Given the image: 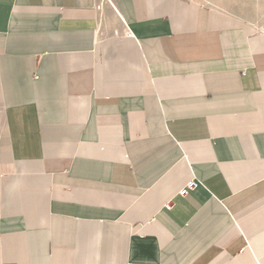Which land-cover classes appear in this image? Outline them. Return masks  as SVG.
<instances>
[{
	"label": "crops",
	"instance_id": "1",
	"mask_svg": "<svg viewBox=\"0 0 264 264\" xmlns=\"http://www.w3.org/2000/svg\"><path fill=\"white\" fill-rule=\"evenodd\" d=\"M222 1L0 0V264H264V25Z\"/></svg>",
	"mask_w": 264,
	"mask_h": 264
},
{
	"label": "rangeland",
	"instance_id": "2",
	"mask_svg": "<svg viewBox=\"0 0 264 264\" xmlns=\"http://www.w3.org/2000/svg\"><path fill=\"white\" fill-rule=\"evenodd\" d=\"M236 1H239V0H223L222 5L225 8H228V9L240 12L243 15H246L249 19L252 18L253 20H256L258 23H261L262 26L264 25V4L263 3L257 4L255 3V0H241L240 3Z\"/></svg>",
	"mask_w": 264,
	"mask_h": 264
},
{
	"label": "built area",
	"instance_id": "3",
	"mask_svg": "<svg viewBox=\"0 0 264 264\" xmlns=\"http://www.w3.org/2000/svg\"><path fill=\"white\" fill-rule=\"evenodd\" d=\"M197 184H198V181L193 179V178H191L184 184V186H182L178 190V193L181 194V195H184L187 192L188 189L194 188Z\"/></svg>",
	"mask_w": 264,
	"mask_h": 264
},
{
	"label": "bare ground",
	"instance_id": "4",
	"mask_svg": "<svg viewBox=\"0 0 264 264\" xmlns=\"http://www.w3.org/2000/svg\"><path fill=\"white\" fill-rule=\"evenodd\" d=\"M239 1H241V0H239ZM233 2V1H232ZM243 3V2H242ZM255 3H257V4H261V3H263L264 4V0H255ZM243 5V4H242ZM261 6V5H260ZM259 7V6H258ZM257 9V8H256ZM241 10V9H240ZM248 19V18H247ZM249 20V19H248Z\"/></svg>",
	"mask_w": 264,
	"mask_h": 264
}]
</instances>
